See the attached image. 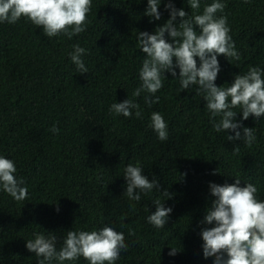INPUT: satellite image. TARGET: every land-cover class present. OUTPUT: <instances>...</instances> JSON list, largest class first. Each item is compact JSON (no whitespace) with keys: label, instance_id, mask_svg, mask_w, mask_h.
<instances>
[{"label":"trees","instance_id":"trees-1","mask_svg":"<svg viewBox=\"0 0 264 264\" xmlns=\"http://www.w3.org/2000/svg\"><path fill=\"white\" fill-rule=\"evenodd\" d=\"M165 2L156 21L144 15L147 0H92L86 31L71 39L50 38L23 17L15 24L0 22V155L15 162L16 175L28 188L23 201L0 190V264H37L38 257L25 246L34 233L56 235L59 249L67 231L104 226L122 232L128 245L114 264H212L214 257H203L200 236L204 227L214 226L201 223L214 199L209 183L232 184L239 178L241 187L257 186V198L264 201V117H236L254 128L250 147L228 141L234 133L215 132L198 86L183 90L179 78L168 73L155 93L159 103L148 107L144 97L149 94L143 92L134 98L142 118L109 113L112 103L133 99L141 85L146 56L137 32L151 34L163 25L169 18ZM172 2L192 16L213 0H200L198 11L188 0ZM222 2L240 55L238 61L217 57L221 70L215 84L226 88L250 66L264 70V0ZM75 44L87 50L82 56L87 73L81 74L68 55ZM153 112L167 122V141L150 126ZM54 125L58 133L50 131ZM237 145L239 153L233 154ZM137 163L159 184V191L141 194L139 202L123 195L125 167ZM164 189L170 199L161 195ZM156 199L172 208L164 228L147 221ZM171 248L176 255H168ZM64 264L89 262L80 257Z\"/></svg>","mask_w":264,"mask_h":264},{"label":"clouds","instance_id":"clouds-1","mask_svg":"<svg viewBox=\"0 0 264 264\" xmlns=\"http://www.w3.org/2000/svg\"><path fill=\"white\" fill-rule=\"evenodd\" d=\"M188 4L193 10L200 9V0H188ZM160 5L161 0H147L144 15L159 21ZM91 6L92 0H0V22L15 24L23 17L41 27L50 38L63 34L71 39L86 31ZM225 7L222 0H213L202 13L189 16L183 8L177 9L172 0H167L164 9L169 18L163 25L157 26L151 34L137 32L140 51L146 56L139 70L141 85L133 90V99L112 103L109 113L125 118L134 113L136 118H142L140 105L134 98L143 92L149 94L144 97L148 107L159 103L155 93L163 87V81L167 79L165 73H168L179 78L181 89L188 90L197 85L198 91L204 93L203 100L211 113L216 133L230 131L234 135H227L228 141L242 140L250 147L256 141L254 128L244 127L241 120H247L250 115L256 119L264 117V70L250 66L246 74H236L228 87L216 86L221 70L217 57L240 59L235 41L229 34L227 15L223 14ZM72 47L73 51L68 53L71 62L81 74L87 73L82 60L87 50L79 44ZM237 108L240 112L234 110ZM238 114L241 120L236 119ZM217 116L220 117L218 122L215 121ZM150 121L158 139L167 141L168 125L162 114L153 112ZM50 131L58 133L59 128L54 125ZM238 153L237 145L233 154ZM16 172L15 162L0 155V190L16 201H23L28 197V188ZM212 174H218L217 169ZM124 179L126 190L123 195L129 200L139 202L141 194L159 191L157 178L150 181L138 163L125 167ZM240 184L241 180L235 178L232 184L210 182L208 185L214 199L205 209L201 223L214 226L204 227L200 236L203 257H214L212 264H264V201L257 198V186L246 183L241 187ZM161 195L166 199L172 196L167 189ZM153 203L155 211L148 215L147 221L155 228H164L172 208L165 207L160 199ZM129 234L134 235L131 231ZM56 242L57 237L52 233H34V239L25 241V246L38 257L37 264H53L54 261L64 264L80 257L89 264H114L121 251L128 247L124 234L110 226L93 231L69 230L62 247L58 249ZM177 252L171 248L168 255L174 256Z\"/></svg>","mask_w":264,"mask_h":264}]
</instances>
